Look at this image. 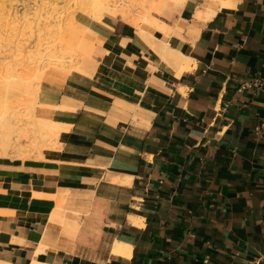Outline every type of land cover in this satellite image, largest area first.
I'll use <instances>...</instances> for the list:
<instances>
[{
	"label": "crops",
	"instance_id": "obj_1",
	"mask_svg": "<svg viewBox=\"0 0 264 264\" xmlns=\"http://www.w3.org/2000/svg\"><path fill=\"white\" fill-rule=\"evenodd\" d=\"M174 5L145 40L105 14L99 71L40 90L54 151L0 158L1 264H264V0Z\"/></svg>",
	"mask_w": 264,
	"mask_h": 264
},
{
	"label": "bare ground",
	"instance_id": "obj_2",
	"mask_svg": "<svg viewBox=\"0 0 264 264\" xmlns=\"http://www.w3.org/2000/svg\"><path fill=\"white\" fill-rule=\"evenodd\" d=\"M10 1L12 0H9V2ZM157 1L158 0H78L76 7L84 13L94 16L97 21L104 17L105 14H111V16L114 15V17H116V15L122 16L121 18H125L128 23L130 22L137 26L140 34L144 36L145 40L153 36L140 26L141 23L153 24L155 28L156 26L159 28H163L164 26V23L152 14L153 7ZM173 1H175L177 5H181L185 0ZM41 5L24 9L20 16L22 20L24 19L25 21L24 27H30L29 29L31 32L29 31V34H35L36 39L35 43L32 45L23 46L22 43H24V41L21 42L20 40L17 45L14 46L17 52L14 51L12 56L17 57L24 51L26 53L25 64H22L21 60L17 61V59L14 58L15 61L7 63L5 71L0 75V156L2 157L29 154V156L32 157L43 158L53 152L51 137L57 134L56 127H58V125L53 123V120L44 119L35 114V107L38 103L37 97L41 88H54L52 87L53 85L51 86L49 84L50 80L61 81L64 79L73 81L78 76L89 78L94 73L98 72L101 67L99 48L90 37L86 36V32H90L91 27L85 26V23V25H81V21L78 22L80 23L79 25L76 16H73L75 12H73L72 17L70 16L71 18L69 17L68 19L66 16L63 18L64 14L62 18L53 15L54 17L50 19L48 17L47 19L49 20L47 21L46 19H41ZM46 17L45 15V18ZM56 33H59L58 37H61L58 42L51 44V42L48 41L46 45L41 43L43 39L47 38L46 35L51 36ZM65 35H70L69 39L63 37ZM70 40L75 44L72 51L79 53L80 58L72 64L60 63L58 62L60 56L67 52L64 50V45ZM107 52L108 50L106 54ZM159 52L169 54L176 58L178 63L184 62L187 67H189L191 59L182 52L171 49L167 44H164L159 49ZM94 65L97 66L96 69H92L95 67ZM11 96H22L26 100L25 105L27 110L24 109L25 112L24 110L8 112L6 106L8 98ZM13 108L10 107V109ZM14 133L16 134L14 135ZM27 135H30V140L24 139ZM60 206L62 205L60 204ZM129 247V245L122 244L120 248H116L115 251L116 253L119 252L124 254L126 252L125 250Z\"/></svg>",
	"mask_w": 264,
	"mask_h": 264
},
{
	"label": "rangeland",
	"instance_id": "obj_3",
	"mask_svg": "<svg viewBox=\"0 0 264 264\" xmlns=\"http://www.w3.org/2000/svg\"><path fill=\"white\" fill-rule=\"evenodd\" d=\"M77 2H78V0H75V1L74 0H59V2H58V0H25V1L24 0H20V1L12 0L10 2H9V0H0V75L3 74V72L5 71V69L7 67V63L15 61L14 58H16L17 61L21 60L22 64H25L26 53L24 51L21 54H19V56H17V57L12 56L14 51L17 52L16 49L14 48V46L17 45L18 41H20V40H21V42L24 41V43H22L23 46L32 45L36 41L35 34L34 35H32V33L29 34V31H30L29 28L30 27L25 28L24 27L25 21H24V19L22 20V18L20 17L22 15L21 14L22 11L26 8H30V7L42 4L41 6L44 8H42L40 6L41 7V11H40L41 19H44V20L46 19V21L49 20L50 18L54 17V16H58V18H62L63 14H64L63 18H65V16H66V18L68 19L70 16L72 17V13L75 12V13H73V16H76L77 23L81 21L80 22L81 25L85 23L86 24V25L84 24L85 26L92 27L94 32H95V35H96L94 25L97 24L98 21L95 20L94 16H92L90 14H86V13L78 10L76 7ZM172 2L174 4H176L175 1H173V0H164V1L157 2L155 4V6L153 7L152 14L157 15V16H173L174 13H176L178 11L179 7L175 6ZM168 3H170V5H169V7H167V9L171 8L173 10L170 13H159L158 12L159 8L164 6L165 4H168ZM29 5H31V6H29ZM55 5H56V7H55ZM8 6H10V7H8ZM75 7H76V9H75ZM48 10H49V12H48ZM51 10H52V12H51ZM45 15L47 16L46 18H45ZM48 17H49V19H47ZM118 17L121 18L122 16H118ZM122 19L126 20L125 18H122ZM80 23H78V24L80 25ZM93 30L91 29L90 32H92ZM90 32H86L87 37L91 36ZM58 36H59V33L53 34L51 36L46 35L47 38L43 39L41 43L46 45V43L48 41H50L51 44L54 42H58L61 38ZM63 37H66L67 39H69L70 35H65ZM66 38H64V39H66ZM64 46H65L64 50L67 52L60 56V60H58V62L65 63V64H70V63L72 64V63H75L76 61H78L80 58V54L72 51L75 44H73L72 41L70 40V41H67ZM25 102H26V100L22 96H13V97L11 96L8 98L6 109L8 110V112H17V111H22L24 109L27 110ZM10 107L11 108L15 107V108H13L14 109L13 110V109H10ZM25 110H24V112H25ZM15 134L16 133H14V135ZM29 136L30 135L25 136L24 139L30 140ZM54 137L55 136L51 137L52 138L51 142H52ZM6 157L25 158V157H32V156H29V154H24L21 156H10L9 155ZM0 158H3V157L0 156Z\"/></svg>",
	"mask_w": 264,
	"mask_h": 264
},
{
	"label": "built area",
	"instance_id": "obj_4",
	"mask_svg": "<svg viewBox=\"0 0 264 264\" xmlns=\"http://www.w3.org/2000/svg\"><path fill=\"white\" fill-rule=\"evenodd\" d=\"M260 129V126L258 125V126H256V130H259Z\"/></svg>",
	"mask_w": 264,
	"mask_h": 264
}]
</instances>
